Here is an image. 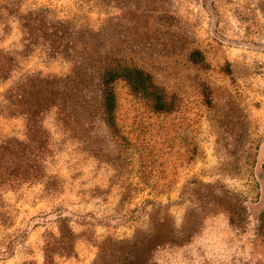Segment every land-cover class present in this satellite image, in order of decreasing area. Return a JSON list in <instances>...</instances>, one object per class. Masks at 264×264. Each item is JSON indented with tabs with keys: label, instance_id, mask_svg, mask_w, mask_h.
<instances>
[{
	"label": "rangeland",
	"instance_id": "1",
	"mask_svg": "<svg viewBox=\"0 0 264 264\" xmlns=\"http://www.w3.org/2000/svg\"><path fill=\"white\" fill-rule=\"evenodd\" d=\"M112 57L173 107L121 80L110 128ZM0 156L35 163L0 194V264H107L156 228L264 264V0H0Z\"/></svg>",
	"mask_w": 264,
	"mask_h": 264
},
{
	"label": "trees",
	"instance_id": "2",
	"mask_svg": "<svg viewBox=\"0 0 264 264\" xmlns=\"http://www.w3.org/2000/svg\"><path fill=\"white\" fill-rule=\"evenodd\" d=\"M199 52L193 53V58L199 60ZM125 81L131 90L145 98L151 99L153 105L158 110H170L173 105L167 99L165 90L154 80L151 73L144 69L123 62L120 58L112 57L110 61L102 66L100 74V87L102 97V110L106 123L115 132L118 131L116 108L117 95L115 85L118 81ZM62 107V105L60 106ZM35 163H27L18 158H7L0 156V194L10 188L19 186L27 179H34ZM257 180L262 187V202L264 205V164L260 165L257 173ZM191 230L189 228L187 233ZM256 234V233H255ZM160 228H156L150 234L149 239L140 247L135 245L130 256H119L110 259L107 264H232L231 255L225 254L222 257L209 255L205 246L193 239L160 240ZM257 236V235H256ZM258 237H255L253 246L257 245ZM211 247V244L208 245ZM147 247H149L147 251ZM173 248H177V254L170 253ZM169 249V250H168ZM224 249V252H227ZM213 252H211L212 254ZM219 258H222L219 260ZM241 261V260H240ZM234 264V263H233ZM241 264V262H240Z\"/></svg>",
	"mask_w": 264,
	"mask_h": 264
}]
</instances>
